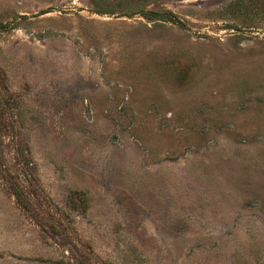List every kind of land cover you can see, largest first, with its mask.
Returning a JSON list of instances; mask_svg holds the SVG:
<instances>
[{"label": "rangeland", "instance_id": "rangeland-1", "mask_svg": "<svg viewBox=\"0 0 264 264\" xmlns=\"http://www.w3.org/2000/svg\"><path fill=\"white\" fill-rule=\"evenodd\" d=\"M232 1L0 0V264H264V16Z\"/></svg>", "mask_w": 264, "mask_h": 264}, {"label": "trees", "instance_id": "trees-1", "mask_svg": "<svg viewBox=\"0 0 264 264\" xmlns=\"http://www.w3.org/2000/svg\"><path fill=\"white\" fill-rule=\"evenodd\" d=\"M96 7V10L101 13H116L123 15L155 14L162 15L165 18H174L176 15L172 12L161 13L147 8L151 3L168 0H91ZM227 8L236 12L250 14L259 13L264 16V0H234L228 4ZM17 194V193H16Z\"/></svg>", "mask_w": 264, "mask_h": 264}]
</instances>
